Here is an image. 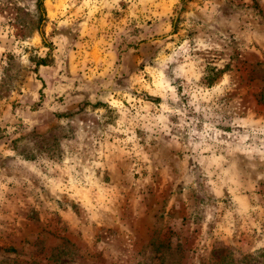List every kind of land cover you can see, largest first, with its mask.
Here are the masks:
<instances>
[{"label":"rangeland","instance_id":"obj_1","mask_svg":"<svg viewBox=\"0 0 264 264\" xmlns=\"http://www.w3.org/2000/svg\"><path fill=\"white\" fill-rule=\"evenodd\" d=\"M43 6L0 0V264L264 250V0Z\"/></svg>","mask_w":264,"mask_h":264},{"label":"trees","instance_id":"obj_2","mask_svg":"<svg viewBox=\"0 0 264 264\" xmlns=\"http://www.w3.org/2000/svg\"><path fill=\"white\" fill-rule=\"evenodd\" d=\"M44 0H37V6L41 11V19H43L44 16V6H43ZM41 35L44 36L43 32L41 31ZM36 64L39 65H48V62L45 60V58H40L36 61ZM227 248L226 247H219L214 250H212V255L219 259V261L216 264H264V250H261L256 255H249L245 256L242 259H231L229 262H226L225 256H227Z\"/></svg>","mask_w":264,"mask_h":264}]
</instances>
